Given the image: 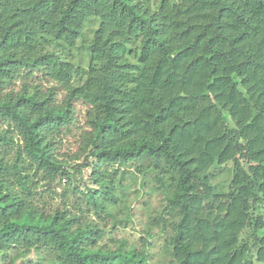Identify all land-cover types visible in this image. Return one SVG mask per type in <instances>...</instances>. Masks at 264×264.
I'll return each instance as SVG.
<instances>
[{"label":"trees","instance_id":"16d2710c","mask_svg":"<svg viewBox=\"0 0 264 264\" xmlns=\"http://www.w3.org/2000/svg\"><path fill=\"white\" fill-rule=\"evenodd\" d=\"M155 226L159 264H264V0H0V264H148Z\"/></svg>","mask_w":264,"mask_h":264},{"label":"rangeland","instance_id":"374dc122","mask_svg":"<svg viewBox=\"0 0 264 264\" xmlns=\"http://www.w3.org/2000/svg\"><path fill=\"white\" fill-rule=\"evenodd\" d=\"M97 26L96 22H90L85 25L83 31L85 34L86 44L90 41L92 37V31ZM80 43V42H79ZM78 48H80V44ZM77 48V49H78ZM72 63L75 65L86 66L87 57L85 54L84 49L80 50H73L71 52ZM61 98V96H60ZM82 115H83V108L78 106V114L77 119L79 122H82ZM76 132V130H74ZM63 147L67 148L70 152H73L76 148L75 146V138L71 136H64L63 139ZM68 151V152H69ZM61 152H64L62 149ZM232 175V164H227L223 169H215L213 172V176L211 177L212 184L216 186V189L219 193H226L228 191V184ZM140 182H138L139 186ZM136 189V187H134ZM137 190V189H136ZM133 194L129 195V202H131V212H132V219L130 222L122 221L120 224H117L115 229L111 232L110 236H107L105 241L108 240V237H111L113 241H123L127 244L136 243L139 247V237H142L140 233L142 229L145 227L148 218L151 216H157L160 212L163 203L162 197L159 194L155 193L152 195L143 194L137 201H132ZM121 221L122 218L119 217L117 219ZM156 227V226H155ZM159 229L156 227L154 229L155 239H154V247L153 250L150 252L151 259L148 264H159L163 262V260L167 261V257H164L163 250H162V240L160 238ZM105 245L112 246L113 244L109 241L105 242ZM36 256L33 252H30L27 256L19 259L15 264H31L36 261Z\"/></svg>","mask_w":264,"mask_h":264}]
</instances>
